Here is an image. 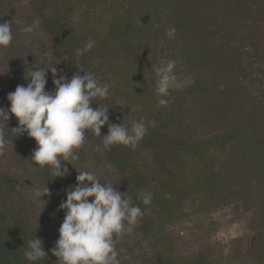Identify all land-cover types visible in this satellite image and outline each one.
<instances>
[{
	"label": "trees",
	"instance_id": "16d2710c",
	"mask_svg": "<svg viewBox=\"0 0 264 264\" xmlns=\"http://www.w3.org/2000/svg\"><path fill=\"white\" fill-rule=\"evenodd\" d=\"M236 15V0H0V23H12L14 35L0 50V107H10L8 94L26 86L29 72L51 63L69 78L91 72L111 85L109 96L94 102L109 108L110 123L156 122L135 150L104 151L102 138L86 130L79 161L62 162L70 175L54 179L31 160L36 142L9 131L18 127L10 115L4 152L37 180L27 196L25 169L0 159V264H29L24 252L34 235L47 253L40 264H57L50 250L65 217L59 205L84 169L119 184L143 211L134 230L116 241L120 264H264V112L251 113L253 106L264 109V53L255 50V60L243 53L232 63L211 34ZM37 18L36 31H20ZM89 40L94 46L77 58ZM169 60L175 75L191 83L170 89L161 106L155 67ZM46 90H54L50 72ZM107 132L105 125L101 134ZM45 186L50 197H40ZM143 192L152 193L151 204L142 203ZM235 205L250 216L247 232L220 241L214 216Z\"/></svg>",
	"mask_w": 264,
	"mask_h": 264
},
{
	"label": "clouds",
	"instance_id": "9594fccd",
	"mask_svg": "<svg viewBox=\"0 0 264 264\" xmlns=\"http://www.w3.org/2000/svg\"><path fill=\"white\" fill-rule=\"evenodd\" d=\"M39 27L37 18L20 31L31 34ZM166 36L169 40L175 39V27L168 28ZM13 40L12 23H0V50L9 48ZM93 46L94 42L89 40L82 49H76V57L83 56ZM62 61L64 59H55V64ZM175 68L176 62L169 60L159 70L156 94L161 106L168 104L166 98L176 81ZM49 72L53 91L46 90ZM26 79V86L17 85L15 91L8 94L10 107H0V154L9 144L5 128L9 130L11 115L17 119L18 127L9 131L18 136L26 132L36 142L31 160L37 170L49 171L54 179L70 175L68 167H62V162L73 166V162L79 161L80 150L88 140L86 130L91 136L102 138L104 151L115 146L135 150L147 135L148 128L156 125L155 121L144 119L133 121L130 127L123 122L118 125L110 123L109 108L94 102L106 99L111 85L101 82L91 72L76 71L69 78L63 69L50 63L42 70L29 72ZM105 125H108V132L102 135L101 129ZM77 173L75 186L65 190L66 201L59 205L65 217L51 254L57 258V264H120L116 241L134 230L143 211L133 203L131 196L118 190L119 184L107 180L101 182L87 169ZM42 195H51L46 186L40 197ZM139 198L144 205H149L152 193L143 192ZM43 243L35 235L27 241L24 258L29 264L45 261L47 253Z\"/></svg>",
	"mask_w": 264,
	"mask_h": 264
},
{
	"label": "rangeland",
	"instance_id": "374dc122",
	"mask_svg": "<svg viewBox=\"0 0 264 264\" xmlns=\"http://www.w3.org/2000/svg\"><path fill=\"white\" fill-rule=\"evenodd\" d=\"M237 15L234 22L218 27L211 31L215 36V43L218 48L226 51L232 63L238 60L239 55L248 53L251 60H255V50L264 53V0H236ZM255 15H252V14ZM166 66L160 61L155 67L159 80V70ZM5 74L4 66L0 59V88ZM191 83L189 77L176 75V81L171 90H181ZM252 116L264 112V109L251 107ZM0 159L12 165L13 169L24 168L23 187L27 196H31L36 189L37 175L23 166L22 160L10 152L0 154ZM19 165V166H18ZM215 219L220 222L221 228L217 239L223 242L239 237L247 232L249 214L244 212L239 205L231 206L227 210L216 214Z\"/></svg>",
	"mask_w": 264,
	"mask_h": 264
}]
</instances>
